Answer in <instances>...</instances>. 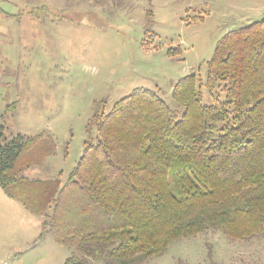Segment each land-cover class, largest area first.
<instances>
[{"label":"trees","instance_id":"16d2710c","mask_svg":"<svg viewBox=\"0 0 264 264\" xmlns=\"http://www.w3.org/2000/svg\"><path fill=\"white\" fill-rule=\"evenodd\" d=\"M172 88L171 109L135 89L91 118L65 182L26 183L16 167L34 139L5 141L0 188L44 218L56 243L87 264H135L207 229L235 240L264 228V21L226 33L206 64ZM203 89L224 101L202 103ZM49 211V214L47 212Z\"/></svg>","mask_w":264,"mask_h":264},{"label":"rangeland","instance_id":"374dc122","mask_svg":"<svg viewBox=\"0 0 264 264\" xmlns=\"http://www.w3.org/2000/svg\"><path fill=\"white\" fill-rule=\"evenodd\" d=\"M259 21L264 0H0V127L5 141L34 139L17 160L27 167L20 177L62 185L94 114L135 89L176 109L173 85L190 74L204 82L217 42ZM202 93L206 106L224 101ZM43 220L0 188V264L80 256L59 246L49 228L41 237ZM135 264H264V228L242 240L207 229Z\"/></svg>","mask_w":264,"mask_h":264}]
</instances>
